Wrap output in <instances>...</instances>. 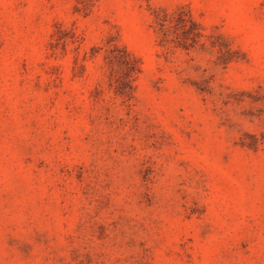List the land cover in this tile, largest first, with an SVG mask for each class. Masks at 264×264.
Returning a JSON list of instances; mask_svg holds the SVG:
<instances>
[{"label": "rangeland", "instance_id": "obj_1", "mask_svg": "<svg viewBox=\"0 0 264 264\" xmlns=\"http://www.w3.org/2000/svg\"><path fill=\"white\" fill-rule=\"evenodd\" d=\"M0 264H264V0H0Z\"/></svg>", "mask_w": 264, "mask_h": 264}]
</instances>
